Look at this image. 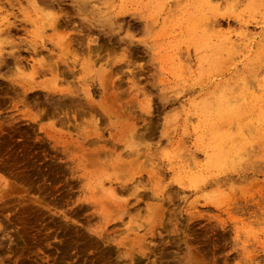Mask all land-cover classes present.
<instances>
[{
    "label": "rangeland",
    "instance_id": "1",
    "mask_svg": "<svg viewBox=\"0 0 264 264\" xmlns=\"http://www.w3.org/2000/svg\"><path fill=\"white\" fill-rule=\"evenodd\" d=\"M0 264H264V0H0Z\"/></svg>",
    "mask_w": 264,
    "mask_h": 264
},
{
    "label": "bare ground",
    "instance_id": "2",
    "mask_svg": "<svg viewBox=\"0 0 264 264\" xmlns=\"http://www.w3.org/2000/svg\"><path fill=\"white\" fill-rule=\"evenodd\" d=\"M215 24V23H214ZM245 27V26H244ZM246 28V27H245ZM247 30V29H246ZM248 31V30H247ZM129 190V189H128Z\"/></svg>",
    "mask_w": 264,
    "mask_h": 264
}]
</instances>
